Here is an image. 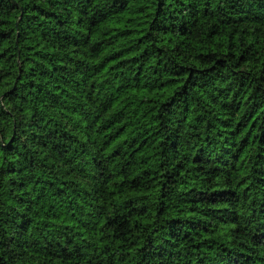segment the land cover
<instances>
[{
	"label": "trees",
	"instance_id": "obj_1",
	"mask_svg": "<svg viewBox=\"0 0 264 264\" xmlns=\"http://www.w3.org/2000/svg\"><path fill=\"white\" fill-rule=\"evenodd\" d=\"M0 264H264V0H0Z\"/></svg>",
	"mask_w": 264,
	"mask_h": 264
}]
</instances>
